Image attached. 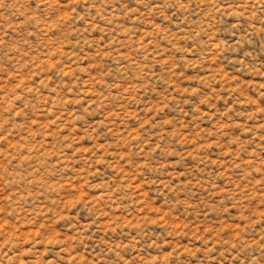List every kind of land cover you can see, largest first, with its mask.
Wrapping results in <instances>:
<instances>
[{
    "label": "rangeland",
    "instance_id": "374dc122",
    "mask_svg": "<svg viewBox=\"0 0 264 264\" xmlns=\"http://www.w3.org/2000/svg\"><path fill=\"white\" fill-rule=\"evenodd\" d=\"M0 264H264V0H0Z\"/></svg>",
    "mask_w": 264,
    "mask_h": 264
}]
</instances>
